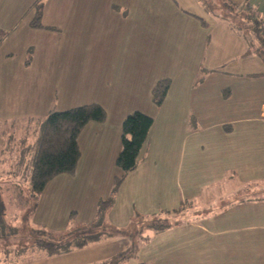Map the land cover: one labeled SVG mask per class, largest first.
<instances>
[{
	"label": "crops",
	"instance_id": "crops-1",
	"mask_svg": "<svg viewBox=\"0 0 264 264\" xmlns=\"http://www.w3.org/2000/svg\"><path fill=\"white\" fill-rule=\"evenodd\" d=\"M183 1L187 6V0ZM191 1L188 5L196 6L202 16L181 5V14L172 12L176 8L171 6L162 13L159 0H0V34H4L0 45L4 49L0 57V116L29 118L31 75H36V82L41 74V67L29 73L32 63L39 67L41 60L47 59L64 65L73 52L86 54L94 86L92 101L104 108L105 119L102 124L89 122L80 131V155L71 175H78L85 183L94 166L95 172L105 165L113 171L122 120L133 110L150 114L153 123L142 148L149 147L152 135H161L157 152L161 161L171 159L184 172L183 178L175 181L180 197L184 196L187 217L185 222L152 232L155 243L146 263L165 264L168 259L170 264H264V176L255 177L258 183H254L248 172L257 155L254 150L264 158V135H260L264 129L254 135L256 129L251 126L228 123L250 116L254 87H264V62L247 51L246 41L215 10L208 12L212 17L206 21L203 3ZM246 1L264 16V0ZM36 12L40 26L31 24ZM146 35L153 37V41L148 38V45ZM40 40L52 47V57ZM39 45L46 55L36 53ZM31 47L34 52H29ZM148 52L149 59L161 52L164 60L162 67L148 63L149 72L144 73ZM121 59H127L128 64L123 80L117 76ZM257 73L260 75H253ZM213 75H225L231 79L230 86H208ZM165 77L170 79L169 88L161 104L155 105L152 87ZM239 83L247 85L245 93L238 90ZM95 86H101V91ZM236 92L242 95L236 98L241 99L239 105L232 100ZM261 92L264 116V90ZM217 116L223 118L221 122H216ZM107 126L115 130L104 145L111 149L108 156L88 157L87 151L93 155L97 146L103 145ZM11 176L10 180L18 179L22 174ZM9 197L0 193L3 222L12 230L27 228V205L15 204ZM147 240L148 236L146 244ZM91 244L52 256L29 246L19 252L5 247L0 264H92L94 258L101 260L102 256Z\"/></svg>",
	"mask_w": 264,
	"mask_h": 264
},
{
	"label": "rangeland",
	"instance_id": "rangeland-1",
	"mask_svg": "<svg viewBox=\"0 0 264 264\" xmlns=\"http://www.w3.org/2000/svg\"><path fill=\"white\" fill-rule=\"evenodd\" d=\"M167 1L172 2V4L167 3ZM173 2V0H159L158 6H160L161 12L163 13L167 6H171L176 8L172 12L180 13L179 6L181 5L188 12L202 16L198 13L196 6L188 5L192 2L191 0H187V6L183 0H177L178 5ZM203 4L205 5V2ZM209 11L207 9L204 12L206 21H209L212 17V12L208 13ZM148 38L153 41L152 35H146V45H148ZM40 42L49 49L48 54L50 55L52 47L45 45L43 40H40ZM36 49V53L39 51L41 56L47 53L41 45ZM3 51V47L0 48V57ZM147 51H149V48ZM29 52H34V48L31 47ZM53 55L56 56L55 53ZM70 55L73 58L65 61L64 65L59 64L56 60L49 63L47 59H42L43 61L41 60L39 67L32 63L29 73L36 72L41 67V74L36 82V75H31L34 81L31 80L29 83V118L0 116V193L1 195H7V199L10 196L9 198L15 204L17 202L21 206L27 205V209L33 201L29 199L24 175L27 174L28 169L26 170V168H29V161L47 111L50 108L64 110L79 104L95 102V100L92 101L94 86H91L89 63L85 61L86 54L73 52ZM149 56L151 54L148 52L144 73L149 72L147 66L150 62L157 63L158 67L163 65L164 58L161 59V52L153 55L155 57L153 59H149ZM240 58L238 57L239 60ZM126 62L127 59H121V67L117 72L120 80L127 76L128 64ZM98 73L101 74V70ZM223 76L225 75L209 76L206 84L208 86L214 84L217 89L219 84L222 83L220 88L225 89L230 86L231 79H225ZM100 77L102 78L103 75ZM245 86L247 85L244 83L240 85L239 83L238 90L245 93ZM95 87L98 89L97 91H101V86ZM114 87L117 86L114 85ZM254 90L256 93L253 95L251 106L248 108V110L250 109V116L243 119L236 118L237 121L234 124L232 122L228 123H231L230 125H233V127L251 126L256 129L253 134L258 135L256 132L264 129V116L261 115L260 105L261 91L264 90V87H256L255 85ZM241 96L237 92L233 94V104H241V99L236 101V98ZM223 97L225 96L223 95ZM85 98L88 101H85ZM226 102L229 105L232 104L230 100ZM96 103L98 102L96 101ZM225 109L222 108L221 111H225ZM215 119L216 122H221L223 118L217 116ZM113 134H115L113 126H107V131L102 140L103 145L99 144L97 146L98 152H94L93 155H89L90 152L87 151L88 157H107L111 149L109 145L106 147L104 145L110 138H113ZM260 135H264V132ZM7 139L8 141H6ZM159 143H161V135H152V143L149 147L146 149L145 147L141 148L136 167L127 172L123 181L113 193V179L117 172L114 165L113 171L110 172L106 165L100 166L99 170L95 172L94 166L91 168V173L85 183L79 181L78 175L62 173L55 176L46 184L44 192L38 200L37 207L29 213V227L8 230L5 236H0V253H2L1 249L5 247L17 248L19 252L20 248L32 244L36 236L56 242L72 237L78 231L97 232L103 230L105 232L100 234L97 240L91 242V245L97 247L98 256H102V259L97 260L94 258L95 261L92 264H105L106 262L111 264L112 258L127 248H131L133 253L129 252L127 257L121 258L118 263L113 264H136L145 261L155 243V239L152 237L154 230L148 226L149 223L160 226L164 222H168L171 225L175 222H185L187 217V213H184V209H186L184 196L180 197V187L176 186L175 181L176 177L182 179L184 172L182 168L178 169L176 162L171 159L167 163L161 161L160 156L157 154L160 148ZM166 144L167 140L163 147H166ZM82 148L81 153L84 154L85 150ZM118 148L119 138L113 157H115ZM180 149L179 143L177 150L180 151ZM254 151L257 155L253 159L252 166H248V172L250 170V173H252L253 179H255L254 183H258L255 177L264 176V158L259 155L258 149ZM140 156L141 159L139 160ZM19 166L24 169L18 170L17 173L23 175L18 179L10 180L9 178L12 177L13 173H16ZM236 167L242 168L240 165ZM244 167L247 168V166ZM110 195L112 196L111 202L99 215H95L100 200ZM25 199H28L27 202ZM8 212L7 215H10ZM31 229L36 230V232L31 231ZM115 229L120 230L121 233H115ZM107 232H110V234L108 235ZM146 236H148V244L145 243ZM170 262L171 260L167 259L165 264H170ZM145 264H147L146 261Z\"/></svg>",
	"mask_w": 264,
	"mask_h": 264
},
{
	"label": "trees",
	"instance_id": "trees-1",
	"mask_svg": "<svg viewBox=\"0 0 264 264\" xmlns=\"http://www.w3.org/2000/svg\"><path fill=\"white\" fill-rule=\"evenodd\" d=\"M198 1L205 2L203 6L206 9L215 10L216 15L226 21L246 41L247 51L254 53L260 61L264 62V16L256 8L250 6L246 0L240 3L232 0ZM31 24L33 26H40L39 12H36V15L32 18ZM3 37L4 34H0V44ZM169 83L170 79L165 77L159 79L153 85L151 91L155 105H160L163 101L169 88ZM104 118L105 110L96 102L84 103L64 110L49 109L47 111L41 123L40 133L29 161V168H26V170L28 169L27 174L25 173L26 175H24L29 199L33 201L32 205L29 206V213L37 207L40 195L51 179L59 174H72L75 171L80 155L77 138L82 128L89 122L100 123ZM152 123L153 117L139 110L129 112L122 120L119 148L113 163L117 172L113 179L112 193L123 181L127 172L136 167L139 152L147 139ZM22 169L24 168L19 166L16 172ZM27 200L25 199L26 202ZM111 200V195L100 200L99 208L96 209L95 215H99ZM1 204L0 235L5 236L8 233L7 231L12 229L8 228L3 222V204ZM148 226L155 232H158L169 227V223L164 222L160 226L149 223ZM31 231L36 232V230L32 229ZM104 232L103 230L97 232L88 230L78 231L72 237L56 242L36 236L32 244H29V247L31 249L43 250L49 256L58 255L67 253L75 248L84 247L88 243L97 240L100 234ZM114 232L121 233L118 229H115ZM107 234L109 235L110 232H107ZM129 252L133 253V250L127 248L119 252V254L112 258L111 264L118 263L121 258L127 257Z\"/></svg>",
	"mask_w": 264,
	"mask_h": 264
}]
</instances>
